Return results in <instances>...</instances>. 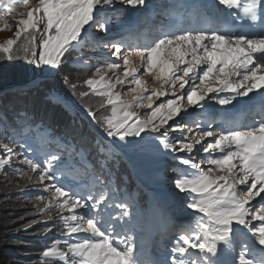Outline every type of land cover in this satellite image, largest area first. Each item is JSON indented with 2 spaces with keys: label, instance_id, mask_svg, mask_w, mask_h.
Listing matches in <instances>:
<instances>
[{
  "label": "snow or ice",
  "instance_id": "obj_1",
  "mask_svg": "<svg viewBox=\"0 0 264 264\" xmlns=\"http://www.w3.org/2000/svg\"><path fill=\"white\" fill-rule=\"evenodd\" d=\"M218 5L230 10L231 26L209 21V5L198 2L159 13L164 17L159 32L134 47L140 63L133 64V52L122 51L133 47L126 39L103 43L93 30L107 34L113 23L123 26L134 12L150 8L148 0H0V25H15L13 37L0 43V61L23 59L34 72L58 75L64 65L92 67L91 55L82 59L85 47L109 53L82 82L62 76L73 95L81 101L95 95L98 108L108 112L99 115L83 104L99 129L87 148L72 128L58 131L24 111H15L10 123L0 113V170L12 168L48 193L35 198L36 211L43 223L63 225L64 239L47 244L34 264H56L57 259L62 264H141L133 236L140 213L135 197L117 185L112 171L129 153L159 166L154 179L183 194L187 203L179 207L192 215L189 224L162 233L177 236L166 258L145 264H264V109L249 123L222 121L216 128L215 116L208 114L210 101L235 107L243 103L238 98L251 99L249 94L264 98V0H218ZM158 7L165 6L152 11ZM174 16L178 23L172 22ZM73 51L81 55L71 56ZM82 86L87 91H78ZM121 86L127 92L117 91ZM54 100L73 108L59 95ZM192 107L203 110V120L186 119ZM186 132L194 137L190 142H185ZM197 144L207 155H193ZM168 156L182 166L171 169L176 174L171 180L167 165L159 163ZM61 165L83 169L87 183L75 190L61 183ZM39 222L32 219L16 231ZM50 231L46 227L38 235L47 239ZM245 231L254 237L260 258L242 239Z\"/></svg>",
  "mask_w": 264,
  "mask_h": 264
},
{
  "label": "trees",
  "instance_id": "obj_2",
  "mask_svg": "<svg viewBox=\"0 0 264 264\" xmlns=\"http://www.w3.org/2000/svg\"><path fill=\"white\" fill-rule=\"evenodd\" d=\"M150 16H148V20ZM125 29L127 30V28L123 29L124 35L122 37H125V39L130 42L132 41V39L129 40L131 35L126 33ZM141 33L142 32H140L139 35ZM148 35L151 36V30H149ZM112 39L114 38L109 35L107 39H101L100 41L107 43ZM144 40H146V38ZM132 42L133 44L136 42L135 46L140 45L136 39ZM82 53L83 60H89V56L91 55L89 61L92 64L91 68L64 65L62 66L64 72L58 75H44L38 71L34 72V66L27 64L23 59H17L11 62L0 61V113H6L7 119L11 123L15 111H24L36 122H43L47 125H51L58 131H63L65 128L74 129L76 140L78 142L83 140L86 148L89 143L94 144L95 139L98 138L97 132L99 129L98 126L93 127L91 118L88 117L83 110V104L87 103L92 106L99 115H107L108 112L98 108L100 98L95 95L86 97L84 101H81L79 97L73 95L67 86L64 85L62 76L68 73L72 76L74 82L78 80L82 82L83 79L87 78L95 71L96 67L104 63L103 58L108 56L109 53L107 49L103 48L91 52V49L88 47H85ZM70 55L78 56L81 55V53L73 51ZM111 59L115 60L114 57ZM109 75H111V73H109ZM33 81L39 83L38 88L32 86ZM122 90L127 91L126 86H121L117 89V91L120 92H122ZM78 91H87V88L82 86L78 88ZM56 95L61 96L66 102L71 103L73 105L72 110L69 111L63 104L56 103L54 100ZM140 113L144 114L146 112L143 110ZM189 118L194 120L192 117ZM201 119H204V115ZM82 132L85 133L86 136L81 137L79 133ZM0 139H3V137H0ZM4 142L7 141L4 140ZM2 154L3 153H0V155ZM129 155L134 159L135 163H137L135 154L129 153L128 156ZM91 159L92 157L89 156V162H91ZM159 163L160 165H167L165 175L168 180L174 179L176 176V174L171 171L172 168L182 167L179 162L172 159L171 156L163 158ZM13 167H16V165L14 164ZM73 167L74 173L72 174L68 169H65L63 165L59 166L58 171L65 172V176L60 182L65 181L66 186L75 190L84 183H87L88 177L83 174V169L77 168L75 165ZM24 170L27 169L25 168ZM159 170V166L153 165L152 173H150L153 180L158 183V189L163 193L160 194L164 196L174 210L181 211V213H189L192 221L191 210H185L179 207L182 204L186 206V198L182 201L179 200V196L174 197L172 191L169 190L173 188L171 184L167 182L161 183L154 179V173ZM112 171L115 173L117 185L121 188H126L127 192L135 197L137 210L140 216L138 227L133 236L135 243L139 240L144 244L143 253L138 255V258L141 264H145L146 261L152 259L154 251L152 247L156 245L149 243L146 235L147 231L152 235V241L155 242L157 235L165 240L172 235H165L162 237V233L166 231L172 233L175 231L173 226L187 225L189 222L179 223L178 221H173L168 228H165L167 224L165 223L166 217H164L155 228L150 226L149 215L154 211H160L162 214L166 213V205L163 200L157 196L155 188L152 187L150 191H145L143 186L136 180L134 172L125 158L120 159L118 164L112 165ZM139 176L145 180L144 174L140 173V171ZM41 195L46 196L49 194L45 193L42 188H35L31 184H28L18 174L14 173L12 168L6 166L5 169L0 170V264H34L39 258V253L47 244H50L56 239H64V237L61 236L63 225L60 224L58 220L55 226L51 222L45 224L42 222V214L37 213V201L35 198ZM50 214L55 217L57 210L52 209ZM65 214H67V212H65ZM32 219L40 222L33 225L28 231H16V229H22V226L29 223ZM46 227L51 229L47 239L38 235ZM155 248H159L158 245H156ZM56 264H62V262L57 259Z\"/></svg>",
  "mask_w": 264,
  "mask_h": 264
},
{
  "label": "rangeland",
  "instance_id": "obj_3",
  "mask_svg": "<svg viewBox=\"0 0 264 264\" xmlns=\"http://www.w3.org/2000/svg\"><path fill=\"white\" fill-rule=\"evenodd\" d=\"M148 4L150 5L149 9H143L141 11L138 12H134L130 17L128 22H126L123 26L121 27H116L115 24L113 23L112 25H110V31L109 33L105 34L103 32H100L99 30L94 29L93 32L96 35V37H98L99 40L101 39H107L108 36H112L114 39L112 40H117V39H125V37H122L124 35V28H131L130 26H132V29L129 31L127 30L126 32H130L131 34H133V36H130L129 40L132 39V41H134L136 39L137 42H139L140 45H143L149 41H151L159 32L161 23L164 21V17L162 15H160L159 13L164 12L166 9L167 10H172V11H176L179 12L180 9L177 7L178 4H182V0H148ZM163 4L165 7H158L157 11H152V8L157 7L158 5ZM117 7H121V5H117ZM154 12V13H153ZM152 18L150 19V21H148V16H150L151 14ZM11 19V18H9ZM172 22L178 23L179 22V18L174 16L172 19ZM150 29L151 30V36L150 35H146V30L145 29ZM14 31H15V25L13 24L11 29H7V28H3L2 25H0V43H3L6 39L13 37L14 35ZM140 32H142L140 35H138ZM144 36V37H141ZM136 37V38H134ZM146 38V40H144ZM127 40V39H126ZM132 41H127V43L131 46H133L131 49L129 48H125L122 49V51L124 52L125 55H127L129 53V51H132L133 54L130 56V60L133 64H138L140 63V59L139 57L134 55V47L135 44H133ZM122 63V61H120ZM122 75V72L120 73ZM141 75L146 79L149 80V86H152L154 84L153 81H151L150 77H148L147 75H145L143 72H141ZM114 78V77H113ZM127 88V87H126ZM125 90V87H124ZM122 90L121 93H125L127 91ZM171 98V97H169ZM164 98H160L159 102H163ZM235 103V102H234ZM212 107L208 114L211 115V113H213V116H215L216 120H217V124L214 125V128L219 127L222 121H231L235 124H246L249 123L251 120L253 119H259V113L262 110V108H253V109H248L246 110V112L243 114L244 110L242 113H240V116L235 118V115L232 114V111L234 109V107L232 106H221L218 105L215 101H210V105L208 107ZM145 110V112L147 111L146 109H140L139 111H143ZM203 110L201 109H196L195 107H192L189 109V116L186 117V119H190L189 117H192L194 120H202V114ZM221 113H224L223 115H221ZM242 114V115H241ZM193 129H195V125H190ZM98 130V129H97ZM185 136L188 137V139H185V142H190L191 139H193L194 137L189 134V133H185ZM206 140H211V138H206ZM173 143H175V140L172 141ZM199 151L200 156H204L207 155L205 153H203L201 145L197 144L194 146V150H193V155L196 154V152ZM187 155V154H185ZM136 158V162L134 161V159L132 157H129L128 163L131 164L130 162H133V172H134V176L136 178V180L142 184H148L149 186L144 188L145 191H150V188H155L156 193H162L159 189H158V183L155 182L152 178V169H153V164L145 161L142 157L138 156L137 154H135ZM143 168V169H140ZM139 171L140 173L144 174V178L145 180L139 176ZM151 172V173H150ZM169 190L172 191V193L174 194V197L179 196V200H184V196L183 194H179L177 195L175 193V190L173 188H170ZM163 194V193H162ZM258 199V198H257ZM167 207H170V205L168 204ZM181 213V211L175 210L174 213ZM183 213V212H182ZM166 215L162 214L160 212H153L151 215H149V224L150 226H153L154 228L156 226H158V223L160 222V220H162V218H164ZM179 219H182L185 216H176ZM169 219V218H168ZM254 224L258 225V221H254ZM177 237L174 239L176 240ZM243 240L246 241L248 247L250 249H253L255 251V255L257 256V258L261 257V253L259 252V246L256 245L255 243V239L254 237L251 235V233H248L247 231L244 232ZM158 247L159 248H155V253L152 254L153 259L151 261H162L166 258V253L168 251L163 252L164 250V246L165 243H162L160 241H158ZM171 242V241H170ZM136 251H141L142 248V244L140 241L136 242ZM172 243H170L168 245V250L170 249ZM195 251V250H193ZM237 251H239V249H237ZM142 252V251H141ZM158 253V254H157Z\"/></svg>",
  "mask_w": 264,
  "mask_h": 264
},
{
  "label": "bare ground",
  "instance_id": "obj_4",
  "mask_svg": "<svg viewBox=\"0 0 264 264\" xmlns=\"http://www.w3.org/2000/svg\"><path fill=\"white\" fill-rule=\"evenodd\" d=\"M190 2H198V3H203V4H208L209 5V10H208V13H210V11L212 10V8H214L216 6V3H215V0H188ZM183 3L186 2V0H183L182 1ZM250 97H252L251 99L249 98H238L240 100L243 101V103L241 104H235V107H234V114L236 116L240 115V113L243 112L244 108L247 106V105H250V108H255L256 106L258 107V104L261 102L263 103L264 102V98H261L259 95H253V94H249ZM212 107L210 106L209 107V110L211 109Z\"/></svg>",
  "mask_w": 264,
  "mask_h": 264
}]
</instances>
